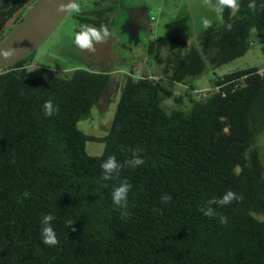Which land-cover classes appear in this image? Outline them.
<instances>
[{
  "label": "trees",
  "instance_id": "trees-1",
  "mask_svg": "<svg viewBox=\"0 0 264 264\" xmlns=\"http://www.w3.org/2000/svg\"><path fill=\"white\" fill-rule=\"evenodd\" d=\"M34 1L0 2V39ZM103 1L74 15L75 33L81 25H107L112 6ZM250 2L225 8L224 24L199 32L195 45L171 35L150 40L146 54L168 47L174 56L156 79L122 78L100 137L77 122L102 96L106 71L29 75L34 52L0 71V264H264V149L254 145L264 133V68L213 77L205 92L187 96V110L162 107L167 97L181 98L173 83L243 55L252 31L264 52V0H255V9ZM192 89L188 84L185 94ZM48 100L59 108L51 117L43 111ZM87 140L103 143L99 155L85 152ZM132 150L143 165L101 179L103 161L115 156L123 164ZM125 180L132 185L127 217L111 195ZM229 190L242 199L213 205L226 225L199 211ZM164 194L172 197L167 204ZM46 214L56 217L54 247L42 243ZM69 219L75 223L67 228Z\"/></svg>",
  "mask_w": 264,
  "mask_h": 264
},
{
  "label": "rangeland",
  "instance_id": "rangeland-1",
  "mask_svg": "<svg viewBox=\"0 0 264 264\" xmlns=\"http://www.w3.org/2000/svg\"><path fill=\"white\" fill-rule=\"evenodd\" d=\"M9 0H0L6 2ZM80 11L91 7L92 0H76ZM104 4H111L112 11L108 13L107 27L112 33L107 43L97 44L96 52L81 51L74 43V29L76 19L71 11L67 12L50 35L39 45L28 58L26 69L29 75L63 74L76 67H83L93 71H106L109 79L99 101L94 104L87 116L81 117L77 127L83 133L96 137L107 133L110 126L115 105L120 92L122 78L125 75L139 77L142 75L159 76L166 60L172 59L175 50L163 47L157 57L148 55L145 47L150 40L160 36H177L187 44H196V35L204 30L202 18L212 20V25L218 24L215 12L204 4V0H105ZM145 7L147 10L148 30H137L136 37H131L125 30L127 11L122 7ZM79 11V12H80ZM149 16L152 18L149 19ZM249 48L246 52L214 69L206 66L196 77L184 79L180 83H173L171 89L175 95H180L178 102L173 96L162 102L166 110L179 108L187 110L186 100L190 95L196 97L199 92H205L210 87V80L215 76L235 69L254 66L264 68V52L254 40L253 31L250 34ZM193 87L187 91V85ZM254 145L264 149V133H259ZM85 152L89 155H99L103 143L87 140Z\"/></svg>",
  "mask_w": 264,
  "mask_h": 264
},
{
  "label": "clouds",
  "instance_id": "clouds-1",
  "mask_svg": "<svg viewBox=\"0 0 264 264\" xmlns=\"http://www.w3.org/2000/svg\"><path fill=\"white\" fill-rule=\"evenodd\" d=\"M204 4L211 8L216 15V20L221 24H224L223 19V11L225 8L231 9L233 12L239 10L238 0H204ZM248 7L251 9L256 8L255 0H251L248 4ZM264 7V5H261ZM59 13H67L69 11L73 13H79L80 7L79 4L76 3V0H68L67 3L62 2L57 8ZM202 25L204 29H207L212 26V20L209 18H202ZM226 28L231 30L232 25L227 24ZM112 36L111 31L107 27V25L101 24L98 28L91 25H81L80 30L75 33L73 43L79 48L81 51H87L90 53L96 52L97 44L107 43L109 38ZM17 54V50L14 48H9L7 50L0 49V56L4 59L12 58ZM44 115L46 117H51L58 113V106H54L51 100H48L43 105ZM144 164V160L138 155L136 150H132V158L126 160L123 164L118 162L115 156H109L107 160L101 163L102 176L101 179L104 181H110L119 177L120 170L124 167L136 168ZM132 185L128 181H124L120 183L117 187H115L112 191V201L113 203L121 210V215L127 217L129 212L127 211L128 207V194L131 190ZM161 203L167 204L171 201L172 197L168 194H164L161 196ZM242 199L240 195L229 190L221 198H212L206 201L204 206L199 207V211L203 213L206 217L216 218L219 216L220 223L222 225L227 224V217L223 215H219L213 205H217L220 207L227 206L233 201H239ZM155 211V209H154ZM56 217L52 214H46L42 218V243L49 246L54 247L59 244V240L56 236L55 230L51 226V222L55 220ZM75 222L71 219L66 221L67 228L72 227ZM75 231V228H72Z\"/></svg>",
  "mask_w": 264,
  "mask_h": 264
},
{
  "label": "water",
  "instance_id": "water-1",
  "mask_svg": "<svg viewBox=\"0 0 264 264\" xmlns=\"http://www.w3.org/2000/svg\"><path fill=\"white\" fill-rule=\"evenodd\" d=\"M62 2L68 0H35L27 8L21 19L0 39V49L17 50L12 58L0 56V71L28 56L50 35L66 14L57 11ZM122 7L128 13L125 30L131 37H136L139 29L148 30L145 7Z\"/></svg>",
  "mask_w": 264,
  "mask_h": 264
},
{
  "label": "built area",
  "instance_id": "built-area-1",
  "mask_svg": "<svg viewBox=\"0 0 264 264\" xmlns=\"http://www.w3.org/2000/svg\"><path fill=\"white\" fill-rule=\"evenodd\" d=\"M152 17L151 16H149V19H151ZM262 69H260V71H261ZM148 77L150 78V79H156V76H154V75H148Z\"/></svg>",
  "mask_w": 264,
  "mask_h": 264
},
{
  "label": "flooded vegetation",
  "instance_id": "flooded-vegetation-1",
  "mask_svg": "<svg viewBox=\"0 0 264 264\" xmlns=\"http://www.w3.org/2000/svg\"><path fill=\"white\" fill-rule=\"evenodd\" d=\"M93 1V0H92ZM108 1V0H107ZM142 16V15H141ZM127 20V19H126ZM147 21H148V19H147Z\"/></svg>",
  "mask_w": 264,
  "mask_h": 264
}]
</instances>
